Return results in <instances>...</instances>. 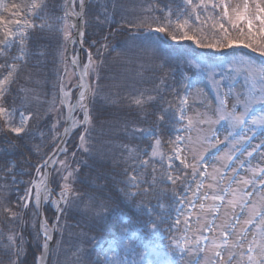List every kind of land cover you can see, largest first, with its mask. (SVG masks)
Here are the masks:
<instances>
[{
  "label": "snow or ice",
  "instance_id": "obj_1",
  "mask_svg": "<svg viewBox=\"0 0 264 264\" xmlns=\"http://www.w3.org/2000/svg\"><path fill=\"white\" fill-rule=\"evenodd\" d=\"M105 11L95 12L97 20L111 26L117 23L109 19L107 5L102 6ZM116 5L113 4V11ZM89 15L87 0H65L64 16L53 17L50 15L47 0H20V2L6 3L0 0V144L6 145L0 154V225L6 226L8 233L6 243L3 248L8 257L6 264H25V233L33 240L37 241V247L41 250L40 255L34 259V264H47V259L52 253L51 241L53 233L59 231L63 237L64 227L61 226V217L72 208L83 206L82 216L91 220L94 224L111 218L119 226V241L126 248L135 251L137 240L148 241L152 236L160 231V225L166 223L160 213L146 205L137 204L141 214L145 217L140 227L132 232L125 220L117 215L115 208L108 206V198L102 195L103 189L97 187L94 183L85 184L81 179L82 164L75 157L80 151L89 152L88 147L90 127L92 123V112L95 96L101 89L99 83L105 77L102 75V69L106 66L107 54L116 52L121 60H128L127 51L131 47L138 48L142 52L153 55L163 52V47L172 42V46L181 47L183 42H190L197 49L211 51H226L234 47H243L250 49L264 57V0H168L167 4H159V0H150L146 5L141 4L140 10L132 18L127 15L121 16L116 28L110 27L108 35L103 37V42L93 41L84 51L87 54V62L80 69V75L77 82L78 95L75 103H72V91L62 82L59 86L58 96L53 95L51 104L43 118L40 113L26 111L31 106V102L36 99L32 90L25 85H19L17 77L26 67V61L29 56V42L33 32H59L63 35L65 44L75 43V34L72 29L79 33V43L81 47L86 43L84 27H87L88 21L85 19ZM69 17H74L70 24ZM211 23V30L208 25ZM83 26V27H81ZM129 30L132 41L127 49H118L115 45L109 43V37L119 34L123 30ZM209 31L211 35H209ZM99 44L97 48L96 45ZM16 49L18 55H11L12 50ZM95 49V52L92 51ZM63 55V54H61ZM66 59V57H65ZM73 71L80 68L78 56H73L70 61ZM176 64L187 65L190 68L203 69L206 67L203 61L196 55L180 56L175 59H166L163 63L153 68L154 72H163L159 77V82L154 83L152 88H144L136 84H125L121 82L116 85L117 92L112 98L113 103H117L127 108L137 115H148L151 109V115L155 116V122L162 131L167 130L169 126L175 127L177 133L184 130L185 125L191 127L193 117L189 116L186 107L189 104L187 95L180 96L175 88L172 92L176 95L178 103L167 101L166 105L162 103V91L167 85V77L171 76ZM144 65H141L143 69ZM260 78L264 81V68L259 69ZM67 74V69H65ZM137 79L142 85L144 78L141 73L137 74ZM188 77L185 76L184 80ZM89 80L91 81L89 83ZM16 86V91L13 87ZM124 88L123 92L119 89ZM13 95L20 100V108L8 105V96ZM57 99L59 104H57ZM15 103V101L13 102ZM237 103L228 107L227 96L218 97V103L212 115L205 113H196V119L199 123H228L232 128L253 132V136H247V131L241 137L247 143L255 137L256 128H264V110L259 114H253L255 103L264 105V93L260 96H249L243 100V111H238ZM61 107L67 109L69 113L79 111L82 113V119H65L63 123L64 131L59 132V115L54 119L48 120L47 117L53 113H60ZM213 116L215 119H213ZM35 119L37 126L51 125L49 132L54 141L58 140L53 148V152L45 158L40 157V162L36 164V172L45 177L54 170L57 174L55 179L59 181L58 198L51 199L53 193L48 188V181L41 179L33 181L22 196H17L13 201L9 199L7 193H10L13 186L18 185L15 179L16 165L7 157L10 154L20 153L21 155L28 151L29 154L40 153L42 145L33 144L29 149V144L35 139L32 131V121ZM179 125V127H176ZM251 126V127H249ZM80 128L79 143L76 144L74 151L69 153L66 137L71 135L70 129L74 131ZM140 133L149 135L148 130L134 127L132 134ZM44 134L41 133L43 138ZM231 136V133H229ZM152 146L150 159H141L137 149L125 146L124 151L128 153V159L133 163L131 169L125 168L124 199L132 202L136 197L141 196L145 199L155 198L158 203L166 198L169 185L172 186L173 198L178 199L181 205L187 201V215L184 223L191 227V215L197 207L194 201L188 199L187 191L180 198L179 188L184 187L188 190L189 172L191 170V180L196 181L197 176L201 179L196 183L197 196L202 201L211 200V205L199 203V214L197 215L198 235L192 243L195 247L182 248L175 241L170 243V248L184 252H189L195 256L194 264H199L200 254H205L204 264H264V196H261L259 204L252 202L249 204L255 192L264 193V139L255 144L251 151H247L248 157H254L259 153L261 161L254 168H246L250 173L247 178L236 179V169H233V177H229V183L223 187L221 184L227 176L226 172L218 168L213 169L211 178L216 181L215 188L211 193H204L199 196V189L204 184L203 181L209 176L208 165H203L204 155L201 153L197 159L193 156L190 161L184 145V138L177 134L174 140L169 141L171 154H166L161 150V139L156 136ZM213 138L205 137L201 142L212 143ZM217 144L221 141L216 138ZM235 148L230 150L223 159L232 161ZM57 154H62L63 159H59ZM159 159L160 168L157 169L155 161ZM178 161L182 169L174 164ZM75 163V167L73 164ZM127 163V161H126ZM59 165V167H56ZM152 165L150 178L146 175L141 178L139 169H147ZM51 166V167H50ZM228 165L225 164L226 168ZM242 166L243 162H242ZM48 170V171H44ZM219 177V179H217ZM242 184L243 188H233L232 184ZM80 185V187H76ZM257 185L259 186L257 188ZM249 186L253 190H249ZM213 188L212 184L208 185ZM129 189H134L130 191ZM34 190V191H33ZM42 192L44 195L42 196ZM51 200L55 210V220L49 221L47 216L43 215L44 203ZM161 208L163 204H159ZM231 209V212L225 211L223 220L217 224L221 208ZM248 208L247 218L243 220V226L239 227L241 217L236 213V209ZM29 212L31 216H29ZM157 219H153V216ZM209 215L211 219H209ZM175 223L180 224L179 218ZM51 225V226H50ZM250 226H254L253 231ZM33 230L35 234L33 235ZM171 231V228L168 229ZM143 234L142 236L140 234ZM211 234V238L209 235ZM3 233L0 231V236ZM233 237H235L233 239ZM96 242V238H91ZM62 242V241H61ZM59 243V242H58ZM147 248V245H145ZM150 252L139 253V260L133 261V264H150L146 255ZM75 260L73 264H92L88 259V253L83 248L74 250ZM3 264V262H0ZM104 264H123V261L115 255L108 257L105 253Z\"/></svg>",
  "mask_w": 264,
  "mask_h": 264
},
{
  "label": "trees",
  "instance_id": "obj_2",
  "mask_svg": "<svg viewBox=\"0 0 264 264\" xmlns=\"http://www.w3.org/2000/svg\"><path fill=\"white\" fill-rule=\"evenodd\" d=\"M150 0H92L88 6L89 15L86 16L88 21L87 27H84L85 41L84 48L86 49L94 40L103 42V37L108 35L111 28H116L118 22L121 21L122 15H127L132 18L140 10V5L147 4ZM178 2V0H177ZM50 15L53 17L64 16V5L65 0H47ZM115 3L116 8L113 11V4ZM168 0H159V4H167ZM107 5V12L109 19L115 20L117 23L109 24L101 23L97 20L94 15L95 12L103 13L105 9L103 5ZM211 30V27H209ZM209 35L211 32L209 31ZM32 38L29 42V56L26 61V67L21 71L17 77L19 85H25L27 88L32 90V94L35 95L36 99L31 102V106L25 109L34 113H40L42 118L43 114L51 104L53 95L58 96L59 86L61 83L64 60L67 55V44L63 39V35L59 32L49 33L45 32H33ZM109 43L115 45L118 49H127L131 46L132 41L129 35V30L125 29L115 36L109 37ZM99 47V44L96 45ZM245 50L251 51L250 49ZM95 52V49H92ZM252 52V51H251ZM255 53V52H253ZM16 49L12 50L11 55H17ZM63 54V55H61ZM206 56L211 57L212 54L208 50L199 51L195 49L190 42H183V46L176 47L172 46V42L169 41L167 45L163 47V52L160 54H150L142 52L138 48L131 47L130 51H127L128 60H121L117 57L116 52L107 54L106 66L102 69V75L105 77L99 83L101 89L95 96L92 112V123L90 127L88 147L89 152L80 151L75 157L82 164L81 168V179L85 184L94 183L97 187L103 189L102 195L108 198V206L117 210V215H120L125 222L128 224L130 230L135 232L141 225L142 220L145 218L139 209L136 207L137 204H143L151 207L155 212L160 213L161 217L166 221L160 225V231L158 234L151 237L150 240L145 241L143 239L137 240L135 251L131 248H126L119 241V226L113 222L111 218L103 220L99 223H93L91 220L86 219L82 216L83 206L80 208L72 207L67 213H65L60 220V224L64 227L63 237L59 231H57L53 250L49 259L48 264H73L75 260L74 250L83 248L88 253V259L92 264H104L105 253L108 255L109 252H113L115 255L126 259H135L139 257V253L151 252L146 255L147 261L150 264L154 258L159 261H168V259L176 261V264H183L184 258L187 257V253L184 252L181 256L180 250L173 251L170 248V243L175 241L182 248L192 244L196 237L193 236L194 230L189 228L185 223H181V216L187 212V201L184 205L179 203L178 199L173 198L172 186L169 185L166 198L159 201L155 198H147L138 196L132 202H128L124 199L123 189L125 188V176L124 169L127 167L131 169L132 161L128 159V153L124 151V147L128 146L133 149H137L138 152L134 155H139L141 159H150L152 146L155 142V137L159 136L161 139V150L166 154H171V148L169 145L170 140H174L177 131L175 127L169 126L167 130L162 131L157 127L155 122V116L151 115V109L148 110L149 114L137 115L135 112L129 111L127 108L120 104L113 103L112 98L115 97L117 92L116 85L121 82L125 84H136L144 88L154 87L153 81L159 82V77L164 75L163 72H154L153 68L166 59H175L180 56ZM84 62H86V53L83 54ZM0 62H3V58H0ZM141 65H144L141 69ZM264 67V66H263ZM205 68L196 69L190 68L187 65L176 64L174 66L173 74L167 77V85L164 86L162 91L163 101L165 106L167 101L178 103L176 95L172 92V88H175L176 93L181 96L184 87L190 83L192 79L197 78L203 74ZM144 78V83L141 85L137 79V74L141 73ZM187 76L188 79L184 80ZM91 81L89 80V83ZM125 89L120 88L119 91L123 92ZM13 91H16V86L13 87ZM8 105L12 107L20 108V100L13 96H8ZM15 101V103H13ZM57 104L59 101L57 99ZM60 113H53L47 117L48 120L54 119L55 116L59 115L60 127L59 132L61 133L64 123V108L61 107ZM38 122L33 119L32 131L35 134V139L29 144V149L32 148L33 144L42 145L39 154L32 152L29 154L25 151L22 155L20 153L10 154L7 159L15 163L16 165V177L15 179L19 182L17 186L11 188L10 193H7L9 199L15 200L17 196H22L25 189L33 182L38 180L39 174L36 172V164L40 162V157H47L51 154L58 140L54 141L49 129L50 124L47 126H37ZM139 127L148 130L149 135H141L140 133L132 134L133 128ZM177 127V126H176ZM81 129L77 131L68 141L67 147L69 153L76 150L75 146L79 143V133ZM43 132L44 136L41 137ZM6 145L0 144V154ZM225 150V148H224ZM228 151H219L216 157H222L224 153ZM243 152L242 147H235L234 161H238L240 154ZM62 155L60 159H63ZM127 161V163H126ZM182 169L179 163H174ZM157 169L160 168L159 159L155 161ZM59 167V166H57ZM75 167V163L73 164ZM152 165L148 168L139 169L141 178L144 176H151ZM189 172V186L191 190L181 187L178 189L180 198L183 197V193L187 191L188 199L190 200L194 184L191 180ZM55 171L52 174L51 186L56 191H59V181L55 179ZM238 176V175H237ZM234 184V183H233ZM80 187V185H76ZM235 188V186H232ZM259 186L257 185V188ZM134 191V189H129ZM249 190H253L249 186ZM256 196V197H255ZM261 196L264 193L255 192V194L249 198V204L256 202L259 204ZM159 204H163L161 208ZM247 208V207H246ZM241 212L236 210V213L241 217V223L239 227L243 226V220L247 218L245 209ZM225 208H221V212L216 219V223L222 222ZM44 215L47 216L49 221L54 220V210L48 205L44 207ZM29 216L31 213L29 212ZM179 218L180 224H176V219ZM153 219H157L154 215ZM191 225H194V219L191 217ZM254 231L255 227L250 226ZM171 228V231L168 229ZM0 231L3 235L0 236V262L6 264L8 257L5 255L3 248L6 243V235L8 229L6 226L0 225ZM30 231H33L30 229ZM35 232L33 231V235ZM143 235L142 233L140 234ZM209 238H211V234ZM92 237L96 238V242L92 241ZM235 237H233L234 239ZM25 264H34L36 256L40 255V249L37 247V241L33 240L27 233H25ZM62 241V242H61ZM59 242V243H58ZM147 245V248L145 247ZM195 245V244H194ZM196 246V245H195ZM194 258L189 261L190 264H194ZM205 258V254H200L199 264L202 263Z\"/></svg>",
  "mask_w": 264,
  "mask_h": 264
},
{
  "label": "rangeland",
  "instance_id": "obj_3",
  "mask_svg": "<svg viewBox=\"0 0 264 264\" xmlns=\"http://www.w3.org/2000/svg\"><path fill=\"white\" fill-rule=\"evenodd\" d=\"M5 2L11 4L13 2H20V0H5ZM235 2L236 0H233V3ZM209 27H211V23H209L208 28ZM240 48L243 47H234L226 51L215 52L208 50L212 54L211 57L200 55L199 58L203 61L204 65H206L205 71L197 78L192 79L190 83L184 87L181 94V96L187 95L189 104L185 106L186 111L189 116L193 117L192 126L188 127L187 125H185L184 130L178 133L184 138L185 143L184 145H182V147L187 148V152L185 154L188 156L190 161L192 160L193 156L198 159L199 155L203 153L204 161L202 162L200 170H203L204 164L208 165L209 176L204 179V186L199 189V196H203L204 193H211L214 190H218L215 188L216 181H213L211 178V174L213 173L214 168H218L220 169V171L227 173V176L224 178L221 184V187H223L229 183L228 178L233 177V169L237 170L235 173V177L237 180L242 177L247 178L250 173L246 172V168H254L261 161V156L259 153L254 154V157L250 158L247 156V151H245V149L251 151V148L255 146V144L260 143L261 140L264 139V128H256L255 137L245 143V141L242 140L241 137L244 135L247 129L241 130L238 128H232V126L228 123L214 122L210 124H201L196 119V113H205L207 115H212L215 109V105L218 103V97L222 99L227 96L229 110L231 109L232 104L237 103V98L239 97L240 103L237 105L238 111H243V100L245 98L249 96L258 97L262 93H264V81L261 80L259 73V69L264 67L260 66L257 63L260 61V59H257V62L254 61L251 57L252 54L244 53L239 50ZM84 49L85 48L83 46V52L86 53ZM197 50L204 51L203 49ZM237 55L241 56L239 58H234V56ZM73 56H79L77 43H74L72 46L71 59L73 58ZM82 60L84 62L83 55ZM83 62L82 64H84ZM65 69H67V74H65ZM61 82L69 89L77 85L76 73L73 71L72 65L69 63V61L64 64V71ZM73 97L74 95H72V100L74 99ZM253 108V114H259L262 110H264V105L255 103L253 105ZM78 115L79 117H77L76 120L82 119V113L78 111ZM213 119H215L214 116ZM177 127H179V125H177ZM229 133H231V136H229ZM247 136H253V132L247 131ZM205 137L213 138L212 143H208L206 141L201 142ZM216 138H218L221 143L217 144L215 142ZM235 147H242L243 149V152L240 154L239 160L237 162L234 160L227 161L226 159H223L227 153H224L222 157H216V154L220 150H223V152L228 150L230 151ZM242 162L244 166H242ZM174 163L179 162L174 161ZM225 164L228 165L226 168L224 167ZM43 176L44 175L39 174L37 181L43 179ZM200 179L201 178L197 176L196 181H194L195 184L193 193L197 192L196 183H198ZM217 179H219V177ZM209 184H212L213 188H209ZM232 186H235V188L244 187L242 184L236 183L232 184ZM193 193L190 200L194 201L197 207L193 210L191 215V217L194 219V225H191L190 227L192 230H194V226L196 228L198 227L196 220L197 215L200 212L199 203L203 202L206 205H211L213 203L211 200L202 201L198 199L197 196H193ZM43 195L44 194L42 192V196ZM55 196L56 195L53 193L51 199H55ZM47 204H49L51 208H54L51 200H49L46 205ZM226 210L231 212V209ZM236 210H239V212L242 211V209L240 208H237ZM244 211L245 214L248 215V208H246ZM186 215L187 212H185L181 216L182 224L184 223ZM208 218L211 219V216L209 215ZM198 235H201V233L197 232L195 229L193 231V236L197 237ZM189 247H195L194 243L187 245V247L185 248ZM186 253L188 258H184L183 264H190L189 261H191V259L195 256L189 252ZM108 255V257L114 256V254L111 252H109ZM116 257L119 258L118 256ZM119 259L123 261V264H133V261L139 260V257L130 260V263L126 259ZM204 260L205 258L203 259L201 264H204ZM151 264H176V261L174 262L168 259V261L166 262L158 263L156 261L152 262Z\"/></svg>",
  "mask_w": 264,
  "mask_h": 264
},
{
  "label": "water",
  "instance_id": "obj_4",
  "mask_svg": "<svg viewBox=\"0 0 264 264\" xmlns=\"http://www.w3.org/2000/svg\"><path fill=\"white\" fill-rule=\"evenodd\" d=\"M91 2V0H87V4L89 5V3ZM74 17H69V21H70V24L74 21ZM81 27H83V26H81ZM72 31L74 32V34H75V40H76V43H77V46H78V51H79V60H80V68L79 69H77L76 71H75V73H76V76H77V80L79 79V75H80V69H82L83 68V64H82V51H83V47H81V44L79 43V33H78V31L76 30V29H72ZM73 44L74 43H68V59L71 61V52H72V46H73ZM73 68V67H72ZM77 95H78V92H77V94H76V96H75V99H74V102H73V104L75 103V101H76V98H77ZM66 110V114H65V119H69V120H71V119H74V116H75V112L74 113H69L68 111H67V109H65ZM63 131H64V129H63ZM63 131H62V133H63ZM70 132H71V135L75 132V130L74 131H72L71 129H70ZM70 135V136H71ZM70 136L69 137H66L65 139H66V141H68V139L70 138ZM58 143H60V141L58 142ZM58 155V158L61 156V154H57ZM51 167V166H50ZM45 171H48V170H45ZM51 173H52V171L49 173V175H47L46 177L44 176L43 177V179H46L47 181H48V188L51 190V188H50V179H51ZM44 194V193H43ZM45 204L46 203H44L43 205H42V207L44 208V206H45ZM56 218V217H55ZM56 233V232H55ZM55 233H53V240L50 242L51 243V248H52V246H53V241H54V237H55ZM50 257V256H49ZM49 257H48V259H47V263H48V260H49Z\"/></svg>",
  "mask_w": 264,
  "mask_h": 264
}]
</instances>
